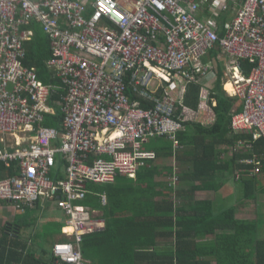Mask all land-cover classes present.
<instances>
[{"label": "built area", "instance_id": "2783aa9c", "mask_svg": "<svg viewBox=\"0 0 264 264\" xmlns=\"http://www.w3.org/2000/svg\"><path fill=\"white\" fill-rule=\"evenodd\" d=\"M32 23L48 39L47 83L23 63ZM213 50L228 55L223 79L231 90L223 88L240 103L229 125L246 137L233 149L248 152L240 162L257 174L264 0H0V162L9 171L0 177V201L20 211L42 197L54 201L70 237L53 244L54 264H85L83 237L105 225L79 203L87 184L134 177L155 157L142 147L149 137L179 147L183 123L208 100L202 80L211 66L203 58ZM191 83L202 86L197 110L183 105ZM49 115H57V126L44 124ZM58 162L65 178L56 177ZM100 200L107 204L105 193Z\"/></svg>", "mask_w": 264, "mask_h": 264}, {"label": "crops", "instance_id": "0c3cea01", "mask_svg": "<svg viewBox=\"0 0 264 264\" xmlns=\"http://www.w3.org/2000/svg\"><path fill=\"white\" fill-rule=\"evenodd\" d=\"M231 16L230 14L227 17L231 18ZM30 28L35 33V23H32ZM227 60L228 55L221 53L219 50L210 51L209 54L203 58L205 63L209 65L211 63L214 68H222L221 72L223 73ZM208 82L211 86L210 89H212L217 80L208 79ZM226 83L225 79H222L221 88L227 96L233 97L226 92L225 89L227 88H223ZM213 101L214 99H212V102ZM237 104L240 105L239 102H237ZM215 119L216 117L214 114L212 117H209V122L207 124L202 121L199 123L204 126H211L215 122ZM228 131L230 132L226 133L223 137L222 135L220 136L218 142L214 140L211 141L216 145L214 151L218 152V156L216 157V164L210 162L209 172L202 167L194 172L195 169L193 170V166L187 158L169 157L163 155L162 152L157 155L155 153V157L150 159L152 160L153 167L159 170L155 177L157 182H170L176 191L186 193L176 196L175 207H180V217L183 218L182 220L187 218L194 220L191 223H193L194 228L198 229L199 234L198 236L181 238L180 241H192L196 244L209 246L216 242L219 235L232 234L233 229L215 227L219 218L229 212L232 213L233 219L237 220V222L251 221L256 223L257 237L258 239H264V190L255 192L252 197L244 198V179L248 180L258 175V187H261L264 185V167L262 168V172H259L262 173L261 175L254 174L252 168L249 166V168H246L244 171V164L240 162V159L248 156V152L244 151V149L235 151L233 148L236 141L232 145L230 144L233 135L238 136V138L244 137V135L233 132L230 125L228 126ZM164 138L169 140L167 137ZM154 148L155 147H151L150 149L144 150L155 152ZM183 148L181 144L176 149L173 146V152L178 149L183 150ZM253 153L259 154L261 159L264 160L263 154L255 152L254 150ZM235 154L241 157L235 158ZM176 155L177 153L175 157ZM145 165L146 162L142 166ZM171 166L176 169L179 175V181L177 180L174 185L172 184L171 175H169L168 171V168ZM8 174V170L2 169L1 176H7ZM136 174L134 177L129 178L134 179ZM65 176V165L64 163L58 162L56 177L65 178ZM180 177H182L181 180ZM115 181L110 183L107 182L106 184H112ZM88 186L89 184L87 185L88 194L86 195V200L79 201V203L83 205L87 203V206L90 207V203L96 202L97 206H99V208L94 209L96 215L104 219L102 207L107 204L103 205L100 200V194L103 193V191L100 193L94 192L91 191ZM192 186L194 187L193 191L191 189ZM236 191L239 192V196L235 195ZM187 194H190V197ZM159 198L160 197H157V199ZM176 210L177 209H174V214ZM195 210H198V213H194ZM65 219L66 216L55 205L54 201L48 200L45 197L40 198L35 204L25 208L24 211L16 209L11 202L0 201V242L6 241L12 242V244L16 243L22 248L14 247L11 250H0V264H54L51 251L53 244L55 242L69 240L70 238L62 229ZM105 225L103 228L87 236L85 238L86 241L83 240L81 251L85 264H136L134 262L135 256L129 255L130 249H124L119 241L123 235V238H126L131 244H134L137 241L134 229L131 231L129 228L126 230V233L122 231L121 234L118 229L119 223L115 220H111L109 224L110 228H106ZM25 227L33 228L25 230ZM211 229H213L214 232L210 231ZM151 240L150 234L144 236V250H147V252H152L153 250L151 246L147 245ZM157 242V251L162 255L173 247L171 245L176 243V237L161 235L158 237ZM147 246L149 247L147 248ZM135 248L141 251L137 247ZM122 251L126 258L123 263ZM144 255L145 256H143L142 260H139L138 264H147V259L150 260V255H146V252H144ZM196 257L203 261H209L210 264H216V256L211 249L207 251L201 250L197 253Z\"/></svg>", "mask_w": 264, "mask_h": 264}, {"label": "trees", "instance_id": "16d2710c", "mask_svg": "<svg viewBox=\"0 0 264 264\" xmlns=\"http://www.w3.org/2000/svg\"><path fill=\"white\" fill-rule=\"evenodd\" d=\"M25 47L27 52L23 63L27 66H34L38 77L45 83L49 82L51 74L48 73L45 66V60L50 57L49 43L42 29L37 24H35L34 36L26 42ZM240 63L244 73L248 74L251 65L245 60ZM221 87V81L217 80L214 88L209 90L208 101L215 114V122L211 126H204L199 122H184L183 129L177 134V138L179 143L186 149H178L175 152H173L172 141L160 136L152 137L162 141L154 148L156 155L162 152L163 155L169 157L187 158L191 162L193 170L195 169L194 172L201 169V167L209 172L210 162L216 164V157L218 156V152L214 151L216 145L211 141L218 142L221 135L223 137L230 132L228 131V126L231 113L240 109V105L237 104V98L227 96ZM201 89L202 86L199 83L189 84L183 105L192 110H197ZM212 99H214L215 105L212 104ZM180 109L181 106H179ZM56 121L57 115H49L45 117L44 124L57 126ZM245 137L246 135H244ZM237 138L238 136L233 135L230 144L232 145ZM253 150L264 155L263 138L253 142ZM237 155L235 154V158L241 157ZM147 160L145 166L138 168L139 170L134 179L125 177V175H117L116 181L114 180L115 182L112 184L91 182L88 186L91 191L98 193L103 191V193L107 194V205L102 207L106 228L109 227L111 220H115L119 223L118 229L121 234L122 231L126 233L129 228L131 231L134 229L137 237V241L134 244L123 238V235L119 241L124 249H130L129 255L135 256L134 262L136 264L143 259V256H145L144 252H146V255L151 256L150 260L147 259V264H210L209 261H203L196 257L201 250L207 251L208 249H211L213 254L215 253L216 264H264V239H258L256 223L251 221L237 222V220L233 219L230 212L219 218L215 227L233 229L232 234L219 235L216 242L209 246L196 244L192 241H180L181 238L198 236L199 234L198 229L194 228L193 223H191L194 220L191 218L182 220L180 207H175L176 196L186 193L176 191L170 182H157L155 177L159 170L153 167L152 160ZM262 166L264 167L263 159ZM246 168L249 167L244 166V171ZM2 169L3 164L0 162V177ZM168 169L169 175L171 177L177 175L179 181L176 169L172 166ZM181 179L182 177H180ZM191 189L193 191L194 187L192 186ZM261 190H264V185L258 187L257 176H253L248 180L244 179V198L252 197L255 192H260ZM187 195L190 197V194ZM157 197L160 198L157 199ZM196 202L202 203L200 201ZM85 204L87 205V203ZM89 205L92 209L99 208L96 202ZM174 209H177L175 214ZM194 213H198V210H195ZM210 231L214 232L213 229ZM90 234L85 235L83 240ZM149 234L152 240L147 245L152 247V252L144 250V236ZM161 235L176 237V243L171 245L173 247L162 255L157 251V239ZM14 247L22 249L16 243L0 242V250H11ZM135 247L141 251L136 250ZM125 259L122 251V263L125 262Z\"/></svg>", "mask_w": 264, "mask_h": 264}, {"label": "rangeland", "instance_id": "374dc122", "mask_svg": "<svg viewBox=\"0 0 264 264\" xmlns=\"http://www.w3.org/2000/svg\"><path fill=\"white\" fill-rule=\"evenodd\" d=\"M211 66V70L209 71V73L204 77L203 79V88L205 90L207 89H210V83L208 82V79L210 80H220L222 81L223 77H222V68H214V66L212 67V65H209ZM209 100V99H208ZM206 101L205 103V107L203 109H200V112L198 113V110L195 111V116L194 119L190 122H201V121H204L206 122L205 124H207L209 121H208V118L211 116H213V112H212V109L209 105V101ZM198 109V108H197ZM212 114V115H210ZM197 116V117H196ZM207 118V119H206ZM160 143H162V141L160 139H153L152 137H149L145 142L142 143V147L143 149H150L151 147H156L158 146ZM262 168L263 166L261 165V172H262ZM259 175H261L262 173H257ZM258 176V175H256ZM237 196H239V192L236 191V194ZM244 195H245V191H244ZM29 228H33V227H25L24 229L27 230Z\"/></svg>", "mask_w": 264, "mask_h": 264}, {"label": "bare ground", "instance_id": "6f19581e", "mask_svg": "<svg viewBox=\"0 0 264 264\" xmlns=\"http://www.w3.org/2000/svg\"><path fill=\"white\" fill-rule=\"evenodd\" d=\"M225 83H226V82H225ZM225 88H227L228 90H231V84H230L229 82L226 83Z\"/></svg>", "mask_w": 264, "mask_h": 264}]
</instances>
